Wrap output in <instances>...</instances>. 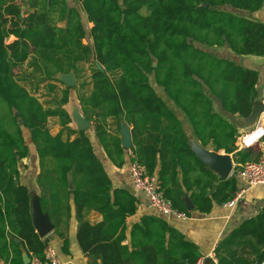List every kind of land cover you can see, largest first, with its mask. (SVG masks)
<instances>
[{
  "label": "trees",
  "instance_id": "16d2710c",
  "mask_svg": "<svg viewBox=\"0 0 264 264\" xmlns=\"http://www.w3.org/2000/svg\"><path fill=\"white\" fill-rule=\"evenodd\" d=\"M73 1L78 4L0 0V260L26 264L24 252L43 260L50 244V236L41 237L33 223L34 189L22 181L20 163L34 150L40 203L64 254H70L74 211L87 264H196L198 245L163 217L143 215L129 227L139 199L129 188L114 186L89 129L115 167L122 168L132 150L131 162L156 175L165 197L188 216V198L201 213L232 200L240 190L238 170L261 151H237L239 129L225 113L250 116L259 71L209 49L264 56V21L248 15L264 0ZM30 60L46 78L91 64L92 89L79 101L89 128L79 131L65 107L70 88L62 91L60 105L46 107L20 83L18 69ZM57 88L50 83V90ZM51 118L58 119L57 133ZM109 118L132 127V146H123L120 129L110 131ZM190 133L204 147L233 154L236 173L222 179L193 150ZM92 212L102 220L92 221ZM224 244L250 247L254 259H229L219 251V264H262L264 208Z\"/></svg>",
  "mask_w": 264,
  "mask_h": 264
},
{
  "label": "crops",
  "instance_id": "0c3cea01",
  "mask_svg": "<svg viewBox=\"0 0 264 264\" xmlns=\"http://www.w3.org/2000/svg\"><path fill=\"white\" fill-rule=\"evenodd\" d=\"M248 15L252 16L253 18L259 19L260 21H264V6L259 11L253 14L248 13ZM89 24L91 27L92 24L91 23ZM226 52L227 54L225 56L234 57L235 59L244 63L245 65L255 68L259 71V88L263 89V95H264V56H255V55L237 56L233 54V52L230 49H226ZM168 104L170 106L172 105L171 103H168ZM179 115L184 122H187L184 116H182L181 114ZM225 115L228 117L230 121L234 122L237 125L240 135L246 132H250L257 125V120L250 121L249 118L247 117L241 118L231 113H225ZM53 119H57V118H53ZM111 119H114V118H109L108 120L109 129L111 127L110 125ZM122 121H124L123 124H126L128 131L130 132L131 142H132L133 141L132 132H131L132 127L128 125L124 119H122ZM261 123L264 127V116L261 119ZM59 129H60V125L56 131L52 129V132L57 133ZM110 131L112 132L111 129ZM115 133L117 134L118 131ZM189 135L192 138L191 145L193 149H195L196 151L204 149V150H209L210 152L211 151L216 152L212 144L210 146L204 147L197 140L193 138L192 133H190ZM121 137H122V134H121ZM238 138H237V141H238ZM237 141H236V146H237ZM256 149L261 151L260 148H256ZM102 151L104 152L103 149ZM221 151L225 153L224 150H220L219 152ZM237 151H238V146H237ZM133 155L134 154L132 150H128L126 152V162L122 168L115 167L113 163L109 159H107L105 152L103 155V158L108 163L109 168L107 166L105 167L112 178L114 186L115 187L123 186V187L129 188L139 199V209H138L137 214L128 219L129 227L134 222L139 221L143 215L155 214V215L161 216L164 219H166L172 226H174L180 232H182L187 240L192 241L198 245L199 253H200L199 259L203 258L204 264H205V260H207L208 258H210V260L208 261L209 262L208 264H219V255H218L219 251L223 257H226L229 259L231 257H235L236 260L246 259L247 261L253 262L254 255L252 254V250L250 247H244L243 245L241 246L236 245V246L231 247L225 244L221 245V243L225 241L229 237V235L235 229H237L244 221L257 216L260 213V211L264 208V186L260 185V186L248 187L246 186L244 181L241 180L240 176L237 173L238 184L240 187L239 193H241V195L234 206L229 207V206H225L224 204L223 205L215 204L211 212L201 213L198 210H194L191 208L192 206L194 207V204L188 198L186 200L187 208L189 207V210L191 211V214L188 219L183 220V219H178L176 217H166L162 215L161 213H159L156 209H154L151 206L150 199L144 192L136 191V189L134 188L133 181H132V178L129 172L131 157ZM36 159H37V156H36ZM103 163L105 165V161H103ZM37 164H38V159H37ZM236 166L237 164L234 166L230 176L236 173L235 172ZM34 180L35 178L32 179V183H35L33 182ZM38 189H36V191L38 192L37 194L40 196V189L39 191ZM242 189H244L243 192H241ZM90 218L92 221L97 222V221L102 220V215L92 212L90 214ZM76 231H77V221L75 218V213L73 211L72 218L70 220V229H69L70 254H64L63 252L61 253L59 251L61 250V247H62V241L58 237L56 241L54 240L51 242V239H50V245H52L57 250L59 257L61 261L63 262V264H87V260L84 257L81 249L80 251L73 250L72 239L73 237H76ZM52 232L47 236H51ZM53 242L57 244L58 248H56L52 244ZM0 264H4V262L0 260Z\"/></svg>",
  "mask_w": 264,
  "mask_h": 264
},
{
  "label": "rangeland",
  "instance_id": "374dc122",
  "mask_svg": "<svg viewBox=\"0 0 264 264\" xmlns=\"http://www.w3.org/2000/svg\"><path fill=\"white\" fill-rule=\"evenodd\" d=\"M69 1L75 4L73 0H69ZM86 22L87 21L85 18V23ZM86 27L88 31L91 28L89 23H86ZM85 41L86 42L91 41L90 36L87 37ZM209 51H213L217 54H221L224 56L227 54L226 49H223V48H217L214 50L209 49ZM91 68H92L91 64L89 63L78 64L76 69L72 71V74L76 81V84L73 86H68L64 81H62L60 74L56 75L54 78H46L40 73L39 70H37V68L34 67L33 60H30L29 63L25 64L23 67L18 69L17 73H18V79L20 80V83L24 85L32 94L36 95L46 107L47 106L55 107V106L60 105V101L63 96L62 91L65 88H70V101L65 107L71 112V115H74L75 112L81 111L79 108L80 98L83 95L88 94L92 89V82H91L92 70ZM50 83H53L58 88L56 90H50ZM151 83L156 88V91L158 92V94L161 95L165 100H167L168 103H171L169 99L165 96V94L163 93L162 89L156 84L153 76H151ZM1 105L6 110L9 108V105L6 102H2ZM123 122L124 121L122 120H115V119H111V122H110V125H111L110 129L112 130V132L115 133L120 129L122 132V137L124 135V128L126 127V124H123ZM74 124L76 125L75 122ZM49 125L51 129H53L54 131H56L59 128V122L57 119L51 118L49 121ZM89 131L93 137V141L95 143L97 153L102 158V160L105 161V166L109 168L108 163L103 158L104 152L102 151V147L96 140V137H94V135L92 134L93 133L92 128H90ZM28 141H31V140H28ZM216 153L224 154L222 151L216 152ZM230 155L234 161V166H235L236 162L234 160V156L232 154ZM20 167L22 169V174H23L22 181L32 185V188L34 190L31 193L37 192L36 189L38 188L36 186V176H35L36 174L35 173H37L38 171V164H37V159H36L34 150H31L30 156L20 163ZM235 170H236V167H235ZM33 178H35V180L33 181L35 183H32ZM50 237H51L50 238L51 242L54 240L56 241L57 239V236L53 232ZM52 244L56 248H58L57 244H55L54 242ZM72 246H73L74 251H80L76 237H73L72 239ZM59 251L62 253L61 250Z\"/></svg>",
  "mask_w": 264,
  "mask_h": 264
},
{
  "label": "built area",
  "instance_id": "2783aa9c",
  "mask_svg": "<svg viewBox=\"0 0 264 264\" xmlns=\"http://www.w3.org/2000/svg\"><path fill=\"white\" fill-rule=\"evenodd\" d=\"M264 116V111L257 118L256 127L250 132L243 133L237 141L238 150L247 148H260L261 154L257 160L248 161L243 164L238 172L241 180L246 186H264V127L261 119ZM130 176L133 181V186L136 191L144 192L150 199L151 206L159 213L166 217H176L178 219H188L189 216L185 212L176 210L173 204L168 200L163 191L160 190L158 178L156 175H149L146 167L137 161H133L129 166ZM242 189L241 192H243ZM241 193H238L232 200L224 205L232 207L240 198ZM30 264H63L57 250L52 245H47L44 251V259L33 256ZM196 264H204V259H199ZM264 264V262L262 263Z\"/></svg>",
  "mask_w": 264,
  "mask_h": 264
},
{
  "label": "water",
  "instance_id": "95a60500",
  "mask_svg": "<svg viewBox=\"0 0 264 264\" xmlns=\"http://www.w3.org/2000/svg\"><path fill=\"white\" fill-rule=\"evenodd\" d=\"M100 68L103 67L100 66ZM60 74H63L65 76L64 79L61 80L64 81L68 86H73L76 84L72 71L67 74L65 73H60ZM263 111H264L263 89L259 88L258 99L255 101L253 110L250 116L247 118H249L250 121H255ZM72 117L79 131L85 130L91 126V122H89L82 115L81 111L75 112V114L72 115ZM123 146L126 148L132 146L131 135L130 132L128 131L127 126L124 128ZM193 150L205 163H207L214 171H216L221 176L222 179H227L231 175L234 166V161L230 154L227 153L218 154L216 152H210L209 150H204V149H201L199 151H196L195 149ZM31 194H32L33 223L39 235L41 237H46L54 230V224L52 223L49 215L43 212L40 203V196L37 194V192ZM191 208L194 209L193 206ZM17 241L19 242V240ZM23 258L26 264H30L31 258L28 256L26 252L23 253ZM209 260L210 258L205 260V264H208Z\"/></svg>",
  "mask_w": 264,
  "mask_h": 264
},
{
  "label": "bare ground",
  "instance_id": "6f19581e",
  "mask_svg": "<svg viewBox=\"0 0 264 264\" xmlns=\"http://www.w3.org/2000/svg\"><path fill=\"white\" fill-rule=\"evenodd\" d=\"M60 75H61V79H64L65 76L63 74H60Z\"/></svg>",
  "mask_w": 264,
  "mask_h": 264
}]
</instances>
